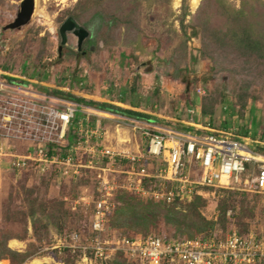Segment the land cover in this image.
Here are the masks:
<instances>
[{
    "label": "rangeland",
    "instance_id": "rangeland-1",
    "mask_svg": "<svg viewBox=\"0 0 264 264\" xmlns=\"http://www.w3.org/2000/svg\"><path fill=\"white\" fill-rule=\"evenodd\" d=\"M20 1L0 0L1 78H15L30 84L32 89L39 93H45L41 88L49 87L75 94L81 92L83 93L81 96L91 99L103 95L107 98L105 101L115 98L121 102H128V100L134 99L139 108L142 109L139 111L149 114L153 122L162 127H175L179 123L186 124L188 117H193L195 122L207 125L208 128L225 130V126H227V129H232L234 132L242 126H247L250 130L253 127L261 130V127L264 126V66L244 67L239 59L234 60L233 57L225 56L222 52L213 51L216 61L214 64L211 58H198L197 61L188 63V70L174 71L172 65L163 62V58L169 56L178 41L173 33L159 34V31L167 26V24H161L162 20L167 18L170 21L173 17H166L167 13L164 9L157 7L156 10L148 12L144 8V2H141L137 20L142 33L139 35L140 46L135 48L137 56L133 58L129 55L132 48L126 44L130 38L136 36L134 31L121 32V30H116L106 45L95 34V36L90 37L94 40L93 44L87 47L86 43L83 42L82 48L79 50L75 36L68 30L66 43L61 45L58 27L67 17L65 10L71 7L76 0H34V10L27 24L18 28L3 30L2 27L13 20L19 9ZM228 1L235 5L239 3V0ZM184 2L189 12L185 17V23L188 24L187 31L190 35L188 46L191 54L198 55L197 50L201 46L202 39V30L198 23L201 22L205 13L210 14V23L212 24L220 23L221 18L213 13L212 7L206 5V0H184ZM182 4L183 0H171V5L176 13L181 11ZM150 14L154 16H149ZM90 16L91 14H88L87 18ZM174 23L178 27L177 20ZM158 35L161 49L153 55L152 48L155 43L152 38ZM122 52L126 54L123 59L120 55ZM157 82L159 87L155 93ZM132 83L135 85L134 92L130 91ZM245 87L247 96L244 101L245 104L242 105L237 96L243 93ZM203 97H214V112L211 120L208 117L203 118L201 115ZM97 100L102 101L99 98ZM202 119L210 121L216 128L211 127L208 123L205 124ZM188 121L191 122V119ZM90 122L92 124L101 123L103 132H105V143L108 145H113L116 148L129 147L133 150L137 147L139 150L145 148V140L141 141L138 135L134 136L132 130L118 120L114 122L104 119L102 123V121H97L95 116H90ZM189 125L196 130L207 131L204 126L191 123ZM23 148L24 145L19 143L20 150L18 151H23ZM87 158V155L80 157V162L86 163ZM9 160L8 157H0V229L5 228L20 234L22 226L16 213L11 210V219L6 220L2 212L3 205L7 203L13 209L23 206L22 194L17 189L18 182L11 170L13 167ZM151 162L153 165H157L156 161ZM105 164L106 162L102 160L101 165L105 166ZM110 168L117 170L110 172V174L114 175L119 184L122 185L126 176L123 170L129 168V162L123 160L120 163L110 165ZM77 170L78 174L66 177L61 175L62 172L56 164H53L50 169L42 171L47 176L45 177L48 182L47 198H61L71 205L70 201L78 196L94 197L97 169L85 166L77 167ZM196 173L199 174L198 169ZM39 179V177L33 176L28 183L37 182L36 184H38ZM142 183L147 191L155 187V182L152 179L149 180L148 177H143ZM120 189L128 193L138 194L145 199L162 200L153 198L148 192L141 193L118 187L113 192L114 206L116 202L115 193ZM203 191L201 190V192ZM204 195L207 204L202 212L207 218H215L218 196L216 193L208 191H204ZM243 198L241 195L236 196L234 208H231L235 217L230 216L225 228L216 227L207 234L202 233L203 235L198 234L195 237L208 236L209 233L213 236H225L230 230L239 231L240 225L237 223V215L242 216L239 221L247 220L249 229L262 226L264 210L261 208L260 200L249 195L245 201L240 202ZM243 208H247L246 214ZM70 210H84L83 217L76 214L75 223L85 232L88 239L87 243H91L97 236L90 226L93 217L92 206L79 203L75 209L70 208ZM259 223L260 226H258ZM119 231L126 236L152 234L160 237L167 235L188 237L189 235L187 231L168 226L161 220L157 221L155 225L150 224L139 231L131 227H122ZM119 231L115 232L108 227L99 234V237L118 236ZM28 233H31L30 226H28ZM65 234L67 233L59 234L53 230L49 244L34 241L32 238L25 240L9 239L8 245L20 251L29 248L30 241L35 242L36 246L39 247L23 262L15 261L13 264L59 262L60 254L57 252V248L63 244ZM0 261L3 264H10L8 259H1ZM74 262L75 264H100L97 259L87 253V249H81V253L77 255Z\"/></svg>",
    "mask_w": 264,
    "mask_h": 264
},
{
    "label": "built area",
    "instance_id": "built-area-1",
    "mask_svg": "<svg viewBox=\"0 0 264 264\" xmlns=\"http://www.w3.org/2000/svg\"><path fill=\"white\" fill-rule=\"evenodd\" d=\"M115 115L134 136L145 140L144 150L106 144L101 123L90 122V116L99 121L101 117L112 120ZM72 124V133L77 138L68 142ZM206 129L198 133L162 127L145 118L39 93L30 84L0 77V157L10 158L9 163L15 169L34 167L44 171L56 164L65 177L78 174L77 167L97 169L95 196L83 195L70 201L72 209L79 203L92 206L91 228L97 236L90 245L79 244V234L70 232L64 235L62 244L82 250L89 248L94 258L107 260L122 251L135 264H264V227L243 233L233 229L220 239L164 240L152 234L99 237L107 213L114 206L113 192L118 187L148 192L153 198L167 202L189 199L195 192H201L202 186L236 188L258 194L264 207V152L252 147V143L264 142L232 129ZM19 143L24 145L23 151H18ZM59 146H65L62 153H50L49 147ZM84 155L88 158L82 164L80 157ZM102 160L105 166L101 165ZM123 160L129 162V168L123 170L126 176L121 185L110 174L117 171L110 165ZM143 177L161 181L147 191Z\"/></svg>",
    "mask_w": 264,
    "mask_h": 264
},
{
    "label": "trees",
    "instance_id": "trees-1",
    "mask_svg": "<svg viewBox=\"0 0 264 264\" xmlns=\"http://www.w3.org/2000/svg\"><path fill=\"white\" fill-rule=\"evenodd\" d=\"M141 2H144V8L148 12H152L157 7H160L167 13L166 17L173 16L170 21L167 18L162 20L161 24H167V26L159 31V34L161 35L164 32L173 33L178 38L169 56L163 58V62L172 65L174 71L181 72L188 70V63L190 61L195 62L198 58H211L214 64L216 61L214 60L213 51L222 52L225 56L233 57L234 60L239 59L244 67L264 66V0H239L238 5L228 0H206V5L212 7L213 13L221 19L220 23L212 24L210 23V14L205 13L201 22L198 23V26L202 30L201 46L197 50L198 55L191 54L188 46L190 35L187 31L188 24L185 23V17L189 12L184 0L179 13H176V10L172 7L171 0H76L65 11L67 16H72L88 30V37L84 41L87 47L93 44L94 40L90 39V37L95 36V34L106 45L112 39L116 30H121V32L134 31L136 36L130 38L126 45L132 48L129 55L136 58L135 48L140 46L139 35L142 33L137 20ZM88 14H91L90 18H87ZM149 16L154 15L150 14ZM148 18L151 19V17ZM175 20H177L178 27L174 23ZM152 40L155 43V46L152 48V54L154 55L161 49V42L159 35L153 37ZM125 56L126 54L122 52L121 58L123 59ZM136 75L138 76V74ZM158 87L157 82L154 90L155 93L158 91ZM41 90L48 94L61 96L116 114L148 120L152 119L147 113L123 107L109 101H98L57 88L44 87ZM130 91H135L134 83L130 86ZM246 96L245 87L243 93L237 96L242 105L245 104ZM128 103L132 106H137L134 99L128 100ZM214 103V97L202 98L200 110L203 118L208 117L209 120L213 118ZM202 122L216 128L210 121L202 119ZM73 126L74 124H72L67 136L68 142L77 138L76 133L71 132L74 129ZM175 127L181 130L204 133V130H196L190 125L179 123ZM261 128V130H258L257 127H253L250 130L247 126H242L239 130H236V133L249 135L252 138L264 141V126ZM225 129H227V126H225ZM252 147L264 152V145L252 143ZM64 149L65 146H59L58 148L49 147L50 153H62ZM11 170L18 182L17 189L22 194L23 206L13 209L7 203L3 205L2 212L4 214L3 217L9 220L11 219V210H13L19 217L17 219L22 226V232L19 234L5 228L0 229V260L8 259L10 264H13L15 261L23 262L39 249L35 242L30 241L29 248L25 251H20L8 245L9 239L17 238L25 240L32 238L34 241L49 244L51 242L50 235L53 230L59 234L76 232L79 234V244H91L87 243L88 239L85 232L76 226L77 223H75L76 214L83 217L85 214L84 210L71 211V205L67 204L65 200L61 198H47L48 182L45 178L47 176L42 171L34 167L23 169L11 168ZM33 176L40 178L38 184H36L37 182L28 183ZM148 179H152L155 182V187L161 181L155 177H149ZM201 190L217 194L215 218H207L202 212V209L207 204L204 191L195 192L191 198L186 200L175 198L167 202L165 200L155 201L149 198L145 199L138 194L128 193L120 189L115 193V206L107 213L104 230L110 227L113 231L118 232L122 227H131L139 231L145 229L150 224L155 225L157 221L161 220L168 226L189 233L188 237H179L177 235L161 236L164 240L184 238L220 239L224 236H213L210 233L208 236H195L198 234L203 235L202 233L207 234L216 227L225 228L230 216L233 215L235 217V214H232L231 208H234L237 195L244 197L240 202L245 201V198L249 195L251 197L255 196L260 200L258 194L236 188L202 186ZM112 200H114V196ZM261 208L264 210L262 205ZM243 211L245 214L248 212L247 208H243ZM236 217L238 218L237 223L240 225H238L240 227L239 231L242 233L246 232L249 229L247 220L239 221L242 216L237 215ZM28 226L31 228L30 234L28 233ZM258 226H260V223ZM263 227L264 222L262 226L255 228V230L259 231ZM119 236L126 235L120 232ZM145 236L146 234H143L141 237ZM57 252L60 254L59 262H43L42 264H75L74 259L81 253V249L61 245L57 248ZM87 253L93 256V252L89 248L87 249ZM95 259L100 264H135V261L129 259L122 251L115 252L107 260Z\"/></svg>",
    "mask_w": 264,
    "mask_h": 264
},
{
    "label": "water",
    "instance_id": "water-1",
    "mask_svg": "<svg viewBox=\"0 0 264 264\" xmlns=\"http://www.w3.org/2000/svg\"><path fill=\"white\" fill-rule=\"evenodd\" d=\"M33 10L34 0H21L19 9L17 10L13 20L5 24L2 29L5 30L7 28H18L24 24H27L31 19ZM68 30L71 31L72 35L78 36V40H76L77 48L80 47L82 40L89 34L88 30L77 20H75L72 16H67L58 27V32L61 36V45L66 43Z\"/></svg>",
    "mask_w": 264,
    "mask_h": 264
},
{
    "label": "crops",
    "instance_id": "crops-1",
    "mask_svg": "<svg viewBox=\"0 0 264 264\" xmlns=\"http://www.w3.org/2000/svg\"><path fill=\"white\" fill-rule=\"evenodd\" d=\"M135 54H137V52H135ZM121 55V54H120ZM118 62L120 63V61L118 60ZM77 93H79L80 95H83V93H81V92H77ZM78 94V95H79ZM97 98H99V99H101L102 101H105V100H107V98H105V96H103V95H99ZM97 98H95L96 100H97ZM99 101V100H98ZM108 101L109 102H112V103H114V104H117V105H119V104H121L120 106H123V107H127V108H132V109H135V110H142V109H140L139 108V106L137 105V106H132V105H130L127 101H124V102H121L120 100H117V99H108ZM141 112H143V111H141ZM148 112V111H147ZM99 113V112H98ZM153 113H155V112H153ZM158 114V113H157ZM159 115V114H158ZM189 119H191V122H189L188 120L189 119H187L186 120V124L185 125H189L190 123L191 124H193V125H197V126H204V128H208L207 127V125H203L202 123H200V122H195L194 120H193V117H188ZM104 119H107V118H104V117H101V119H99V121H102V123L104 122ZM112 119V121H114V122H116L117 120H120V118H119V116L118 115H115V116H113V118H111ZM98 120V119H97ZM151 121L153 122V119H151Z\"/></svg>",
    "mask_w": 264,
    "mask_h": 264
},
{
    "label": "flooded vegetation",
    "instance_id": "flooded-vegetation-1",
    "mask_svg": "<svg viewBox=\"0 0 264 264\" xmlns=\"http://www.w3.org/2000/svg\"><path fill=\"white\" fill-rule=\"evenodd\" d=\"M67 32H68V31H67ZM70 32H71V31H70ZM58 34H59V37H60V39H61L60 33H58ZM79 34H80V33H79ZM79 34H78V35H79ZM79 36H80V35H79ZM87 37H88V36H86V37L82 40L80 47L77 48V49L80 50V49L82 48V47H81V46H82V43L86 40ZM75 38H76V40H78V36H75ZM60 52H61V50H60ZM60 52H59V53H60Z\"/></svg>",
    "mask_w": 264,
    "mask_h": 264
},
{
    "label": "bare ground",
    "instance_id": "bare-ground-1",
    "mask_svg": "<svg viewBox=\"0 0 264 264\" xmlns=\"http://www.w3.org/2000/svg\"><path fill=\"white\" fill-rule=\"evenodd\" d=\"M0 264H3V263L0 261Z\"/></svg>",
    "mask_w": 264,
    "mask_h": 264
}]
</instances>
